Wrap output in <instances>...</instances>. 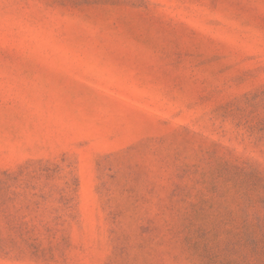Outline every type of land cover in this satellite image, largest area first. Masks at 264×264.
I'll return each mask as SVG.
<instances>
[{"label":"rangeland","instance_id":"obj_1","mask_svg":"<svg viewBox=\"0 0 264 264\" xmlns=\"http://www.w3.org/2000/svg\"><path fill=\"white\" fill-rule=\"evenodd\" d=\"M0 264H264V0H0Z\"/></svg>","mask_w":264,"mask_h":264}]
</instances>
